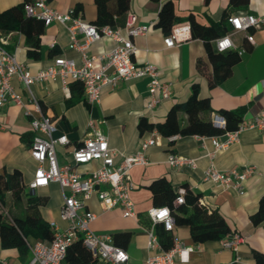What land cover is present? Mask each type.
Listing matches in <instances>:
<instances>
[{
  "label": "crops",
  "instance_id": "crops-1",
  "mask_svg": "<svg viewBox=\"0 0 264 264\" xmlns=\"http://www.w3.org/2000/svg\"><path fill=\"white\" fill-rule=\"evenodd\" d=\"M23 1L25 0H0V12ZM165 1L167 0H130L129 14L132 15L136 26L145 28L144 34L131 38L135 46L132 59L137 65L147 62L157 68L160 82L171 85L169 99L161 100L153 109H148L147 77L117 80L114 86L104 85L100 89L99 101L91 104L87 103L83 91L77 93L76 89H70L72 80H68V91H63L59 76L54 80L31 84L30 91L38 101L42 113L47 115L55 126L53 136L65 135L68 139L66 145L55 146L60 164L71 163V151L89 135V121L107 137L111 149L124 155L138 151L142 140L155 137L156 143L144 151L147 163L135 165L129 170L132 183L129 198L133 204L134 217H124L118 207L105 209L95 195L85 202V208L96 215L89 223L92 232L110 236L117 232H131L129 243L122 248L128 255V264H143L148 257L160 253L156 248L147 247V231L152 228L151 225L149 227L151 220L147 211L154 207L148 185L158 178L167 179L174 189L187 188L194 194H200L201 202L222 216L230 232H237L244 239L237 250L232 252L223 249L219 241L194 242L189 236L188 227L174 225L171 230L174 245L179 243L183 247H191L192 251L183 255L178 251L174 252L173 264H257L254 254H264V219L258 224H253L250 218L257 212L260 198L264 197V130L246 128L238 133L236 140L216 150L211 142L212 137L189 135L176 136L169 140L158 135L156 131H144L140 134L137 124L140 119L151 123L162 122L172 105L188 99L193 83L198 84L200 97L209 98L213 115H219L218 111L222 109L243 108L242 121L247 122L264 110V28L249 30L253 45L247 43L245 32L227 33L234 47L238 50L244 48L245 52L240 61L232 67L231 74L220 84L209 88L207 77L211 74V66L206 57L205 45L200 39L190 35L188 40L179 45L170 48L165 46L163 40L170 32L165 33L156 26L159 10ZM170 1L175 25L172 29L188 23L187 17L190 13L202 26L219 21L227 23L228 16L264 14V0H245L237 6H230L229 0ZM45 2L48 8L60 13H66L78 5V14L84 22L92 24L96 19L93 0ZM119 34L127 37L122 27ZM2 36L6 40L5 49L14 53L16 60L22 63L31 75L51 66L56 58L72 59L76 67L81 65V53L69 47L70 33L67 27L60 23L53 22L45 26L40 37L37 59L26 56L27 45L21 33L13 31ZM77 40L81 42L83 36L77 35ZM213 41L211 46L214 48ZM114 47V40L104 36L90 43L85 53L88 56H98ZM92 66L97 70L100 68V62L94 60ZM11 84L21 95L24 106L32 110L22 85L15 78ZM24 106L10 104L0 109V173L19 171L21 183L25 187L24 192L29 191L42 201L38 205L41 219L48 224L54 222L59 229H64L67 223L59 218L62 196L57 183L51 182L33 192L27 187L33 179L37 163L30 156L34 133L30 118L24 114ZM219 139L223 140L224 137ZM170 141L174 142L172 146L169 145ZM170 154L192 159L194 167H170L167 163ZM114 161L118 163L120 158L117 156ZM209 165L218 171L241 170L252 165L256 172L240 182L239 192L233 184L223 187L205 180L204 171ZM96 167L97 163H90L80 165L79 168L77 166L75 170L82 174ZM26 207L24 198L14 202L9 193L6 194L3 209L11 216L22 217ZM38 240L42 239L29 236L27 243L32 245ZM181 256H186V259ZM30 257L29 249L22 259L18 257L15 248L0 246V264H27ZM92 264L106 263L96 258Z\"/></svg>",
  "mask_w": 264,
  "mask_h": 264
},
{
  "label": "built area",
  "instance_id": "built-area-1",
  "mask_svg": "<svg viewBox=\"0 0 264 264\" xmlns=\"http://www.w3.org/2000/svg\"><path fill=\"white\" fill-rule=\"evenodd\" d=\"M24 12L28 16L36 17L43 21L44 26L53 22L65 25L70 33L71 43L69 47L75 48L81 53V65L76 67L72 59L56 58L53 64L35 75H31L26 67L19 63L15 54L6 50V40L0 37V109L6 105L16 104L24 106L20 94H18L11 82L15 78L22 85L28 95V101L32 110L24 106V114L30 118V125L34 137L30 146V156L37 163L33 179L28 184V189L34 191L45 187L49 183H57L61 191L62 203L59 208V218L67 223L64 229H59L52 222L49 224L52 230L50 240H38L28 245L31 257L27 264H62L66 255L67 247L76 239L80 238L82 244L91 254L106 264H128V255L120 247L112 243V238L107 234H96L89 228L96 215L85 208V202L95 195L97 200L105 209L118 207L124 217H134L133 204L129 198V191L132 183L129 170L135 165H144L147 159L144 151L148 146L156 143L155 137L144 139L140 142L139 150L130 155H124L108 146L107 137L89 121V135L70 153L71 163L60 164L58 162L55 146H64L68 143L65 135L54 137L55 126L51 119L42 113L40 105L30 91V85L41 83L47 80H54L60 77L63 91H68V80L78 81L83 86L84 97L87 103H97L100 97V89L104 85L114 86L117 80H128L140 77H147V103L148 109H153L161 100L169 99L171 96L170 83L160 82V75L157 68L144 63L137 65L132 57L135 53V46L131 38L145 33V28L135 25L132 15L128 13L125 24L122 27L127 37L119 34V29H111L108 26L97 28L95 25L84 22L80 15L73 14V9L66 13H60L47 7L45 0H31L24 4ZM226 21L229 25V32H245V39L248 44L253 45V37L249 33L251 29L264 28V14L261 15H237L228 16ZM77 35H82L83 40L79 42ZM190 30L187 24L180 25L171 30L164 38L167 48L179 45L190 38ZM110 37L115 42V47L109 52L88 56L85 51L90 43L99 40L101 37ZM214 50L224 52L235 49L228 34L214 39ZM245 52L244 48L238 50V55ZM98 60L100 68L93 69L92 62ZM213 123L223 126L224 120L219 115H213ZM246 128H257L264 130V110L256 114L247 122H240L233 131L226 132L219 138L212 137L211 142L214 149L224 148L236 140L240 131ZM176 135L169 137L173 140ZM120 158L115 163L116 157ZM97 163V167L85 173H78L75 169L79 165ZM167 163L172 168L181 166L194 167L192 159H186L175 154L168 155ZM255 167L248 165L241 170L230 169L218 171L212 165L204 171V179L228 187L233 184L241 192L240 182L255 174ZM184 188L177 190V196L173 203L183 202ZM152 223H161L165 230H172L174 220L168 207H153L147 211ZM243 236L237 232H230L219 240L223 249L235 252ZM147 247L158 249L160 253L148 257L143 264H173L174 252L180 255L192 251L191 247H183L175 243L169 251H161L157 237L152 228L147 231ZM186 259V256H181Z\"/></svg>",
  "mask_w": 264,
  "mask_h": 264
},
{
  "label": "trees",
  "instance_id": "trees-1",
  "mask_svg": "<svg viewBox=\"0 0 264 264\" xmlns=\"http://www.w3.org/2000/svg\"><path fill=\"white\" fill-rule=\"evenodd\" d=\"M29 2L30 0H25L0 12V37L13 31L21 33L27 45L26 56L37 59L39 58L40 37L45 26L42 20L25 14L24 4ZM93 2L96 7V19L92 23L93 25L97 28L108 26L111 29L124 26L129 13L130 0H93ZM243 2L245 0H229V5L237 6ZM78 10L79 6L77 5L73 8V14L76 15ZM187 22L191 37L200 39L205 45L206 57L211 66V74L207 77L208 87L211 88L220 84L231 74L232 67L241 59L237 48L217 52L211 46L212 40L229 32V25L219 21L208 26H202L195 20L192 13L188 15ZM173 25V6L172 2L167 0L161 5L156 26L168 33L175 26ZM199 65L200 62L198 61L197 66L199 67ZM69 85L72 91L73 89H76L77 93L83 91V86L78 81H73ZM243 112V108L219 110L218 114L223 118L224 124L223 126L215 125L209 98L200 97L199 86L197 83H193L188 99L172 105L162 122L151 123L145 119H140L137 129L140 134L144 131H156L158 135L164 138L174 135L219 138L226 132L237 128L238 124L242 122ZM173 144V141L169 142L170 146ZM170 151L173 150L170 149ZM24 188L19 171L0 173V246L2 248H15L18 257L22 259L28 251L27 239L29 236L42 240L52 238V230L48 222L41 219L38 212V205L42 202L40 197L29 191L24 192ZM148 189L151 193L152 205L154 207H168L174 225L188 227L189 236L194 242L219 241L230 233V229L222 216L216 210L208 209L201 202L200 194H194L191 190L184 188L183 202L174 204L177 189H174L165 178L152 181L148 185ZM7 193L14 202L24 198L27 207L22 217L11 216L8 211H4ZM250 219L253 224H258L264 219V197L260 198L258 210ZM150 225L157 236L161 249L163 251L171 250L174 247L171 230H165L159 222H150L149 227ZM111 238L115 246L125 248L130 241L131 232H117ZM254 258L257 264H264V254L255 253ZM95 260L96 258L78 238L67 247L62 264H92Z\"/></svg>",
  "mask_w": 264,
  "mask_h": 264
},
{
  "label": "rangeland",
  "instance_id": "rangeland-1",
  "mask_svg": "<svg viewBox=\"0 0 264 264\" xmlns=\"http://www.w3.org/2000/svg\"><path fill=\"white\" fill-rule=\"evenodd\" d=\"M80 167V165L78 166V168Z\"/></svg>",
  "mask_w": 264,
  "mask_h": 264
},
{
  "label": "water",
  "instance_id": "water-1",
  "mask_svg": "<svg viewBox=\"0 0 264 264\" xmlns=\"http://www.w3.org/2000/svg\"><path fill=\"white\" fill-rule=\"evenodd\" d=\"M33 192V191H32Z\"/></svg>",
  "mask_w": 264,
  "mask_h": 264
}]
</instances>
